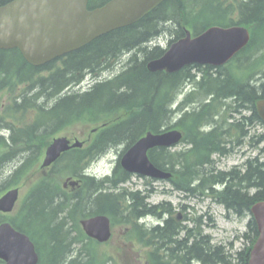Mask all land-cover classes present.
<instances>
[{
  "label": "trees",
  "instance_id": "trees-1",
  "mask_svg": "<svg viewBox=\"0 0 264 264\" xmlns=\"http://www.w3.org/2000/svg\"><path fill=\"white\" fill-rule=\"evenodd\" d=\"M11 1L0 0V7ZM108 1L90 0L89 8ZM231 25L248 27L252 39L227 66L217 70L194 65L175 74L148 71L147 63L161 58L165 50L155 46L148 51L144 45L160 31L170 30L172 43L184 37L185 29L200 35L211 26ZM124 53L130 54L126 69L122 68L124 72L86 91L73 92L84 82L85 72L93 78L100 77ZM193 71L200 74L198 83L209 79L210 94L214 92L217 97L200 112L185 114L187 121L181 127L191 131L196 125L227 119L226 112H231L239 115L235 124L241 143L249 135L244 133L245 120L256 129L262 127L263 132L252 135L251 145L258 153L247 164L246 173L239 174L238 181L246 183L244 192L242 188L234 191L233 185L216 189L220 179L210 174L213 166L210 155L213 151L225 153L216 133L193 135L186 131V140L196 143L189 158L191 177L193 182L202 179L201 185H194L192 193L211 197L240 217L250 216L252 206L264 201V122L256 108L257 102L264 100V82H258L264 76V0H166L138 23L108 33L41 67L27 63L19 50L0 51V95L7 97L5 103H0V132L9 133V136L0 134V175L19 159V165L1 184L0 196L10 188L20 187L23 180L26 183L37 177L17 215L0 213V224L9 221L30 236L39 254V264H108L107 253L99 252L102 244L90 239L81 226L82 220L98 215H107L113 226L126 228L130 241L150 248L149 253L153 254L156 246L152 234L157 228L140 224L139 220L156 212L147 195L123 187L132 175L122 168L120 159L113 174L100 180L86 170L112 148L126 145L128 150L148 132L173 129L168 123L172 115L167 108L175 100L174 92L179 86L196 80ZM158 77L164 84H156ZM254 78L258 86L251 87L250 80ZM228 93L236 95V102L224 108L222 100ZM244 110L248 113L246 117ZM78 124L89 133L86 146L65 153L43 176L41 159L53 137ZM93 129L98 132L92 134ZM149 157L157 167L168 170L169 151L152 150ZM68 177L81 179V186L75 191L63 189L62 183ZM172 220L169 222L173 224L172 230H179L180 224ZM193 221V234H202V224ZM258 235L257 223L251 215L243 234L248 246L243 249L231 252L233 243L227 249L211 244V237L203 244L205 249L201 243H194L192 248L208 264H249ZM43 242H47V254L41 249Z\"/></svg>",
  "mask_w": 264,
  "mask_h": 264
},
{
  "label": "water",
  "instance_id": "water-1",
  "mask_svg": "<svg viewBox=\"0 0 264 264\" xmlns=\"http://www.w3.org/2000/svg\"><path fill=\"white\" fill-rule=\"evenodd\" d=\"M165 0H110L101 7L89 9V0H13L0 7V50L18 49L25 60L36 67L46 65L75 52L113 31L132 26L153 12ZM249 30L243 26H213L204 33L186 36L173 43L159 59L147 68L152 73H177L190 65L222 67L248 46ZM264 122V100L256 104ZM97 130H94L95 133ZM182 134L167 131L149 132L121 158V166L130 174L165 180L171 174L157 167L148 152L170 148L179 143ZM79 139L72 142L62 136L47 148L42 169L51 167L71 149H82ZM46 173L45 170L43 171ZM80 182L68 178L63 187L75 190ZM20 190L11 189L0 198V213H12L18 204ZM259 235L250 253L249 264H264V201L252 206ZM88 237L107 243L112 237L111 219L98 215L81 222ZM0 264H38L39 256L30 237L12 226L0 225Z\"/></svg>",
  "mask_w": 264,
  "mask_h": 264
},
{
  "label": "flooded vegetation",
  "instance_id": "flooded-vegetation-1",
  "mask_svg": "<svg viewBox=\"0 0 264 264\" xmlns=\"http://www.w3.org/2000/svg\"><path fill=\"white\" fill-rule=\"evenodd\" d=\"M155 46H152V48ZM198 70V69H193ZM100 75L97 79L101 82L106 79V77ZM254 79L250 80V85ZM194 89V88H193ZM191 93V91H190ZM236 118H231V116ZM227 119H216L214 123H205L194 126L191 131L184 129L185 127H176L175 129L183 132V136L186 131L192 132L193 135L199 134H209L215 132L217 135V142L224 149L225 153L213 151L215 148L212 146L210 148L212 154V168L210 174L218 175L220 174V181L216 183V189L224 190L227 187L235 184L238 181L240 172L246 173L247 164L251 160L248 156L251 153V137L253 135V130L249 132L247 137H244L241 143L239 139V128L235 124L239 115L237 113L229 112ZM181 123V121H179ZM185 138V136H184ZM196 148V143L188 139H183L180 143L169 149L170 163L167 167L168 171L171 173V178L168 180H155L152 191L153 193H158L163 195V197L169 196L170 194L177 193L180 198V203L178 207H174L172 204L166 200H162L156 204H153L154 211L156 214L153 216L157 219L158 225L153 237L155 238L156 250L150 255V248L141 246L145 249V252L138 254L136 263L138 264H204L205 258H200L198 253L192 248L194 243L203 244L207 242L209 237L208 234H193V205L192 199L201 198V196H194L192 193V188L194 185L202 184V179L194 181L191 177L192 162L189 160L192 151ZM207 152V151H206ZM242 157L244 160L241 164L235 166H225L220 167L221 162H227L224 160H229L230 158ZM218 157V160H216ZM206 169V167H204ZM221 174H226L222 176ZM236 178V179H235ZM235 180L234 182H232ZM161 184H167L168 187L160 188ZM200 195V194H199ZM230 213L234 214L233 211ZM175 220V223L180 224L179 230H172L173 224L169 225V222ZM197 222L203 224L202 216L198 218ZM163 228H168L167 231L162 230ZM127 236L123 234L120 239V244L112 241L107 245V249L111 252L108 253V264H128V248H127ZM114 243V245H111ZM126 245V246H125ZM205 249V248H204Z\"/></svg>",
  "mask_w": 264,
  "mask_h": 264
},
{
  "label": "rangeland",
  "instance_id": "rangeland-1",
  "mask_svg": "<svg viewBox=\"0 0 264 264\" xmlns=\"http://www.w3.org/2000/svg\"><path fill=\"white\" fill-rule=\"evenodd\" d=\"M102 2V0H101ZM169 38L167 37L163 41V48H167V40ZM128 60V58H126ZM117 67V68H116ZM115 68L112 69L113 73L111 72H106V79H112L115 75L116 72L121 71L123 68V65L116 66ZM88 82V81H87ZM85 82L81 87H76L74 89V92H82L88 89L91 84ZM193 89V85L188 84L187 88L185 89L186 92L184 91V94L181 95V98H184L186 94L189 93L190 90ZM6 95L1 94L0 95V103H5L6 102ZM258 129L256 130L257 133H262L263 128L262 127H257ZM85 129L83 128L82 125L78 124L75 126H72L68 128L66 131H63L59 134H57L55 137L58 136H67L70 138H82L85 136ZM0 134H5L6 136H9L8 132ZM88 136V133L84 137L86 139ZM127 146L122 145V146H117L116 148L110 149L106 154H104L102 157H100L97 161H95L90 169L89 173L98 176L99 178L106 175V174H112L114 168L116 167V163L119 160L120 156L122 155L123 151L126 150ZM258 153L257 149L251 150L250 155L248 156L249 158H253L256 156ZM44 157V156H43ZM43 157L41 159V163L43 160ZM216 160H218V157H216ZM242 157H237V158H230L229 160H224L227 162H221L220 167L224 168L225 166H235L237 164H241L243 162ZM19 159L14 161L13 163L10 164L9 167H7L6 171L2 172L0 175V186L4 182L7 177L13 172L14 166H18ZM13 167V168H12ZM37 178L34 177L31 180L27 181L25 183V180L22 181V184L20 185V199L18 202V206L15 212L9 214L10 217H14L17 215L18 211L20 210L21 206L23 205V201L25 200L26 196L29 194L30 190L32 189L33 185L35 184ZM150 179H146L143 177H140L138 175H132L131 180L127 183L124 184L123 187L128 188L129 190H140L142 194H147L149 190H152L154 184H152ZM162 187H168L167 184H161L160 188ZM166 200L170 204H172L174 207H178V204L180 203V198L177 193L170 194L169 196L163 197V195H159L158 193H151L150 198L148 202L150 204H156L162 200ZM192 205H193V215L192 219L197 221L198 218L202 216V231L203 234H208L209 237H211L212 244L215 245H223L227 249L231 248L230 243L234 244V247L232 248L231 252L238 251L240 249H243L244 245L248 246V241H245L243 238V234L247 232L248 229V220L249 217L245 218H239L236 215L229 213L223 206L217 204L212 200L211 197H201V198H194L192 199ZM195 226V223L193 221V228ZM126 228L124 227H118L114 226L113 232H114V241L118 242L120 244V239L123 234H125ZM34 234H36L34 232ZM33 239H35L36 243L38 242L37 238L34 236ZM127 248H128V264H138L136 263L138 254L143 251L145 252V249L141 248L140 244H137L133 241H130L128 238L127 240ZM111 245H114L112 243ZM41 249L44 251L45 254L48 253L47 249V242H43L40 244ZM126 246V245H125ZM107 244L103 245L100 247L99 252L100 253H109L107 248Z\"/></svg>",
  "mask_w": 264,
  "mask_h": 264
},
{
  "label": "bare ground",
  "instance_id": "bare-ground-1",
  "mask_svg": "<svg viewBox=\"0 0 264 264\" xmlns=\"http://www.w3.org/2000/svg\"><path fill=\"white\" fill-rule=\"evenodd\" d=\"M166 1V0H165ZM164 1V2H165ZM163 2V3H164ZM162 3V4H163ZM161 4V5H162ZM160 5V6H161ZM158 8V7H157ZM234 26H237V25H231V26H227V27H225V28H230V27H234ZM243 27H246V26H243ZM248 30H249V32H250V35H252L251 34V30L248 28V27H246ZM169 38L168 40H167V43L166 44H168L167 45V48H163V44H162V42L163 41H166L165 39L166 38ZM171 40H173V37L171 36V34H170V30H168V29H165V30H163V31H160L158 34H156L153 38H152V40H150L148 43H146L145 45H144V47L145 48H147V50L148 51H150L151 49H152V46H154L155 44H156V42L157 43H159L160 45V48L162 49H164L165 50V53L170 49V47H171V43H169ZM164 53V54H165ZM127 55H129V53H124L122 56H121V58H120V60L118 61V64H117V66H119V65H123V68L124 69H126V67H127V64H128V61L129 60H127L126 58H127ZM116 67V64H114V65H112V66H110L109 67V69L112 71V69L113 68H115ZM117 68V67H116ZM105 72V71H104ZM104 72H102V73H100V75L101 74H103ZM113 72V71H112ZM122 72H124L123 71V69L121 70V71H118V72H116V75H119V74H121ZM99 75V74H98ZM213 75H215V74H213ZM87 76H93V75H91L89 72H85V75H84V78H86ZM97 76V75H96ZM259 83H263L264 82V76L263 77H259V81H258ZM258 82L256 83V80H255V78H254V80H253V82H252V84L250 85L251 87H256V86H258ZM164 84V81L161 79V78H157V83L156 84ZM210 82H209V79H207V80H205L203 83H197V84H194L193 85V92H196V93H188V94H186L185 95V97L184 98H181V95L182 94H184V91L186 92V90H185V88H186V86H187V84H182L181 86H179L176 90H175V92H174V96H176V98H175V100L173 101V103L171 102V104H170V107L169 108H167L168 110H170L171 111V114L170 115H172L171 117H170V119H169V126H171V127H179V125H183L187 120H185L184 119V115L185 114H187V113H192V111H194L195 110V112H200L205 106H208V105H212L213 103H214V101H215V99H216V95H215V93L213 92L212 94H210V92L212 91V88L210 87ZM226 98H224L223 100H222V106L225 108V107H228V106H231V105H233L235 102H236V95L235 94H232V93H228L226 96H225ZM221 101V100H220ZM219 101V102H220ZM177 102H181V104H180V106L176 109V110H174L175 109V104L177 103ZM216 103V102H215ZM244 113H243V116H247L248 115V113H247V111H243ZM228 114H229V112L227 113L226 112V115L228 116ZM229 118H230V116H228ZM179 121H181V123H179ZM244 133H248V132H250V131H252L253 130V133H255L256 132V130L258 129H256V127L254 126V127H252V125H251V123L248 121V120H245V122H244ZM212 154V153H211ZM210 158H211V160H213L212 159V156L210 155ZM216 178H220V174H218V175H214ZM240 188H242L243 189V191L244 192H246V190H247V188H246V183L244 182V183H240V181H237V182H235V184H233V186H232V189H234V191L235 190H239ZM215 202V201H214ZM216 203V202H215ZM218 204V203H217ZM220 205V204H219ZM221 206H223V205H221ZM224 207V206H223ZM225 208V207H224ZM251 215L253 216V218H254V215L252 214V212H251ZM251 215L249 216V215H245V216H242V217H240V216H238V215H236L237 217H239V218H245V217H249V220H248V223H249V221H250V219H251ZM254 220H255V218H254ZM256 221V220H255ZM257 223V222H256ZM258 226V225H257ZM204 244H207V242H205ZM212 244V243H211ZM206 248V247H205ZM204 264H208L206 261L204 262Z\"/></svg>",
  "mask_w": 264,
  "mask_h": 264
}]
</instances>
